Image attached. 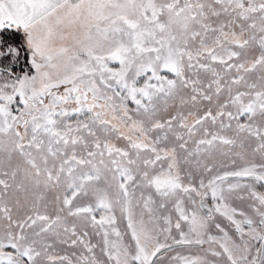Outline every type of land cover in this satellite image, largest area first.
<instances>
[{
    "label": "snow or ice",
    "instance_id": "6c2138e0",
    "mask_svg": "<svg viewBox=\"0 0 264 264\" xmlns=\"http://www.w3.org/2000/svg\"><path fill=\"white\" fill-rule=\"evenodd\" d=\"M0 264H264V0H0Z\"/></svg>",
    "mask_w": 264,
    "mask_h": 264
}]
</instances>
